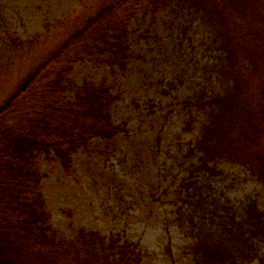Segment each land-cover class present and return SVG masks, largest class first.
Returning <instances> with one entry per match:
<instances>
[{"label": "rangeland", "instance_id": "1", "mask_svg": "<svg viewBox=\"0 0 264 264\" xmlns=\"http://www.w3.org/2000/svg\"><path fill=\"white\" fill-rule=\"evenodd\" d=\"M78 1L0 0V57L7 32L30 40L45 20L69 13ZM222 1L170 0L154 18L140 14L129 28L124 69L95 55L75 66L76 87L102 80L112 87L119 98L111 117L126 131L91 141L73 156L69 171L39 156L40 191L53 227L66 239L83 227L136 245L141 257L133 264H195L200 231L245 224L250 206L264 221V185L257 177L228 157L204 165L195 147L211 107L229 91L246 92L239 73L257 72L253 86H264V0H227L229 9L237 7L224 22ZM225 22L237 38L224 33ZM9 81L0 82V98L12 88ZM254 124L263 126L259 119ZM249 129L256 143L255 128ZM229 242L232 259L223 264H264V234Z\"/></svg>", "mask_w": 264, "mask_h": 264}, {"label": "trees", "instance_id": "2", "mask_svg": "<svg viewBox=\"0 0 264 264\" xmlns=\"http://www.w3.org/2000/svg\"><path fill=\"white\" fill-rule=\"evenodd\" d=\"M229 1H222L223 12H218L221 22L237 7L229 9ZM169 3L170 0H79L69 13L45 20L42 32L30 40L6 33L0 82L10 78L13 86L0 98V264L140 261L137 246L118 237H105L81 227L73 238L66 239L54 228L40 191L45 175L40 173L38 159L44 155L69 171L73 156L91 141L111 140L125 133L126 125L115 124L111 117V108L119 98L112 93V87L105 80L84 81L76 87L72 73L80 61L91 55L103 58L111 67L124 69L132 21L140 14L154 18ZM224 25V33L236 37L228 23ZM228 38L232 39L230 35ZM245 51L252 58L251 51ZM250 62L255 67V59ZM227 71L232 77L229 72L233 71ZM256 73L236 76L244 80L240 83L246 92L241 95L236 88L219 105L211 107L195 147L202 152L204 165L228 157L241 162L264 185V144H260L264 141V86L262 82L253 86ZM69 91L73 93L71 97L66 95ZM254 116L263 123L262 127L254 120L251 123ZM252 126L258 136L256 143L250 142ZM242 219L245 224L236 220L237 225L231 229L223 226L226 232L217 227L200 231L195 242V264L226 263L232 259L234 248L230 238L250 241L251 236L264 234L262 214L255 206H250ZM227 233L228 237L223 238Z\"/></svg>", "mask_w": 264, "mask_h": 264}]
</instances>
